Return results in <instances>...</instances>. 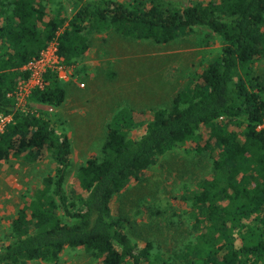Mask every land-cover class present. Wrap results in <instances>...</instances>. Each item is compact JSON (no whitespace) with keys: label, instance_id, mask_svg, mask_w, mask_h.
Listing matches in <instances>:
<instances>
[{"label":"trees","instance_id":"16d2710c","mask_svg":"<svg viewBox=\"0 0 264 264\" xmlns=\"http://www.w3.org/2000/svg\"><path fill=\"white\" fill-rule=\"evenodd\" d=\"M0 0V114L13 120L0 135V162H30L51 154L55 172L44 179L10 221L12 241L0 248V264L56 263L66 248L90 252L103 264H264V0H210L176 7L164 0ZM195 26L222 38L221 55L179 91L169 107L154 111L144 132L128 136L133 120L117 117L102 146L77 171L74 202L65 189L72 143L51 121L23 111L15 95L28 78L24 66L54 40L69 66L90 49L89 32H115L168 43ZM29 101L60 106L66 89L57 74ZM186 145L207 152L211 174L184 199L190 201L188 237L169 254L127 231L129 217L115 216L116 195L140 182L157 159ZM193 147V148H192ZM73 219L65 222L60 215ZM28 209V210H27ZM136 235V234H135ZM136 237H138L136 235ZM166 256V257H165Z\"/></svg>","mask_w":264,"mask_h":264},{"label":"rangeland","instance_id":"374dc122","mask_svg":"<svg viewBox=\"0 0 264 264\" xmlns=\"http://www.w3.org/2000/svg\"><path fill=\"white\" fill-rule=\"evenodd\" d=\"M118 1L130 4L134 0ZM164 1L185 7L210 0ZM57 2L52 0L50 6L56 7ZM63 3L71 15L72 5L68 0ZM88 41L89 54L68 66V80H59L66 89L64 103L52 106L28 99L24 106L47 117L59 134L70 137L72 165L65 189L71 202L75 201L73 188L78 169L90 157L102 156V146L114 120L128 114L133 120L128 136H140L153 119L154 111L169 107L174 96L221 55L222 48L221 36L205 26H195L168 43L126 37L113 29L89 32ZM105 65L118 66L105 68ZM256 69L264 72V59L257 63ZM193 149L184 145L160 156L144 172L140 182L116 195L112 202L115 216L122 213L129 217L125 222L127 231L141 245L148 239L154 241L156 251L160 249L164 255H171L176 242L183 239L180 233L189 236L190 201L184 197L211 174L209 154L198 155ZM55 165L51 154L36 162L21 157L0 162V248L12 241L11 219L44 187V179L54 174ZM60 215L65 222H73L63 208ZM23 264L103 263L90 252L68 247L56 263L27 261ZM169 264L186 263L175 258L169 259Z\"/></svg>","mask_w":264,"mask_h":264},{"label":"built area","instance_id":"2783aa9c","mask_svg":"<svg viewBox=\"0 0 264 264\" xmlns=\"http://www.w3.org/2000/svg\"><path fill=\"white\" fill-rule=\"evenodd\" d=\"M65 63V60L58 53V40L54 39L49 46L42 51L39 57L31 60L24 66V71L28 72L29 76L25 80L20 82L18 89L15 91V95L18 101V105L21 106V110L24 109L27 100L31 93L36 88H43L46 85L44 75L53 71L57 74V77L61 81H66L70 77V68ZM13 120L11 114H0V135L5 131L7 125Z\"/></svg>","mask_w":264,"mask_h":264},{"label":"crops","instance_id":"0c3cea01","mask_svg":"<svg viewBox=\"0 0 264 264\" xmlns=\"http://www.w3.org/2000/svg\"><path fill=\"white\" fill-rule=\"evenodd\" d=\"M111 31V30H110ZM88 54H89V50H88V52H87ZM86 53V54H87ZM72 66V65H71ZM94 66H96V65H94ZM101 65H97L96 67H100ZM102 66H104V65H102ZM107 66H113V67H116V66H118V65H105V68L107 67ZM11 160V159H10Z\"/></svg>","mask_w":264,"mask_h":264}]
</instances>
